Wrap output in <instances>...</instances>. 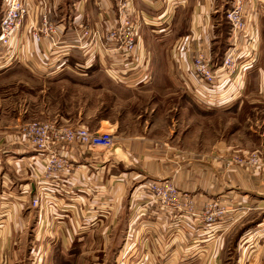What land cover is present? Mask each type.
<instances>
[{
    "label": "crops",
    "instance_id": "0c3cea01",
    "mask_svg": "<svg viewBox=\"0 0 264 264\" xmlns=\"http://www.w3.org/2000/svg\"><path fill=\"white\" fill-rule=\"evenodd\" d=\"M119 1L24 0L29 16L10 44L0 47V77L24 68L39 77L93 86L96 113L106 105L107 112L121 113L97 116L90 125L86 120L94 118L93 112L82 109L80 125L109 132L111 145L54 146L68 167L52 177L45 175L48 152L25 145L18 125L3 127L0 256H10L25 237L31 243L48 242L54 264H74L73 259L83 257L92 258V264H106V257L113 258L112 264H224L220 253L226 233L246 211L264 209V186L250 188L249 174L222 172L213 155L199 152L201 123L243 103L252 82L255 93L264 97V0H246L247 34L254 35L253 41L247 34L238 40L245 67L232 77L221 74L206 99L196 91L192 62L199 51L216 60L220 18L231 1L127 0L138 30L135 52L123 56L104 38L101 45L85 40L86 47H81L84 29L104 36L117 24ZM3 10L0 0V18ZM43 14L57 34L53 41L35 42L30 27L39 24ZM140 97L153 100L148 115L142 114L135 126L130 123L140 115L125 111L124 103L135 107ZM176 145H191L192 150L177 153ZM255 173L264 180V171ZM164 180L191 196L193 214L165 210L153 201L148 185ZM34 198L39 199L37 205H32ZM216 201L227 213L216 225H208L199 215L206 203ZM234 208L240 214L236 220ZM255 226L242 231L236 264H264V217Z\"/></svg>",
    "mask_w": 264,
    "mask_h": 264
},
{
    "label": "rangeland",
    "instance_id": "374dc122",
    "mask_svg": "<svg viewBox=\"0 0 264 264\" xmlns=\"http://www.w3.org/2000/svg\"><path fill=\"white\" fill-rule=\"evenodd\" d=\"M221 2V5H224V1ZM227 23L226 17L220 18L218 37L222 36L221 32L225 36L221 51L229 48L226 36L229 25ZM77 58L80 57L77 56ZM254 84L252 82L249 85L248 96L245 101L243 103L237 102L235 104L237 107L232 111L217 114L214 121H212L213 119L202 121V141L199 152L213 155L222 172H231L232 170L246 172L250 175L248 178L250 188L257 189L259 186H264V183H259V179L264 181L261 177L255 178V172L261 173L264 171V97L255 93L256 87ZM90 88L94 90L90 91ZM95 89L93 86H81L80 83L72 82L66 78L39 77L24 68H18L6 76L0 77V132L7 130L3 127L18 125L16 131L20 133L24 124L34 121L50 122L66 127L82 126L80 125L82 122L79 116L84 110L93 112L91 114L94 118L86 120L90 125H95V117L97 116L120 117L121 113L107 112L109 108L107 105L100 108L102 112H95L97 101ZM91 94L92 96H90ZM150 100L153 99L140 97L137 99L136 106L131 108L128 107V103H124L125 111L140 115L139 119L132 121L130 124H136L135 126H137L141 123L142 114L148 115L146 112L151 105ZM90 112H87L88 115H90ZM174 149L175 152L180 153L189 149L192 150V146L176 145ZM253 154L259 159L258 163L247 164L233 161L232 164H228L229 159H244ZM239 180L240 178H238ZM216 203L219 207L225 209L219 205V202L216 201ZM233 212V219L236 220L240 214L235 208ZM263 217L264 209L249 210L230 227L225 236L224 248L220 253L221 261L224 264H236V259L241 253L239 237L242 231H246L248 228L255 229L257 227L255 226L256 223ZM118 230V238H120L125 231V223L121 224ZM24 238L19 240L15 252H10V256H0V264H54V257L47 251V248H51L48 242L35 241L31 243ZM122 243L124 242L121 241V245ZM117 244L118 242L115 240L113 246L117 247ZM40 247L43 248V252L37 253L36 251ZM96 247L97 245L94 246V248ZM104 259L106 264L113 263L111 257ZM75 260L73 259L74 264H92V258L90 257Z\"/></svg>",
    "mask_w": 264,
    "mask_h": 264
},
{
    "label": "built area",
    "instance_id": "2783aa9c",
    "mask_svg": "<svg viewBox=\"0 0 264 264\" xmlns=\"http://www.w3.org/2000/svg\"><path fill=\"white\" fill-rule=\"evenodd\" d=\"M4 10L0 19V47L10 44L12 38L18 33L29 16V9L24 0H2ZM246 0H232L230 7L225 11V17L229 23L230 46L225 51L220 64H214L210 55L204 51H199L193 59L192 69L197 79L196 91L201 99H206L208 92L214 90L221 74L232 77L238 74L246 63L241 57L238 47V40L241 34L246 35L248 31L247 21L244 15ZM117 24L102 36L98 31L84 29L81 37L84 43L81 47H86L89 43H103V38L107 42L114 44L116 51L123 56H130L137 47L138 30L130 17V6L127 0H120L117 6ZM30 33L35 42H40L43 38L53 37L57 34L56 28L50 23L46 14L41 16L39 24L30 27ZM254 34L248 35L252 37ZM253 41V37L251 38ZM21 141L37 152H48L44 161L46 177H52L63 172L68 167L67 158L59 151L54 150V146L62 147L66 144L78 142L80 144L93 146L100 145L109 147L111 145V134L106 131H91L84 126L66 127L50 122H28L24 124L20 132ZM236 163L255 164L259 159L255 154L242 158L229 159V165ZM153 201L165 210L178 211L185 210L186 213L193 214V201L190 195L180 192L172 182L168 180L154 181L148 185ZM39 199L32 200L33 205H37ZM226 213V210L219 207L216 202L206 203L200 218L208 225H216Z\"/></svg>",
    "mask_w": 264,
    "mask_h": 264
},
{
    "label": "trees",
    "instance_id": "16d2710c",
    "mask_svg": "<svg viewBox=\"0 0 264 264\" xmlns=\"http://www.w3.org/2000/svg\"><path fill=\"white\" fill-rule=\"evenodd\" d=\"M0 19H1V18H0ZM227 25H228V23H227ZM228 32H229V25H228V27H227L226 36H227ZM221 33H222V36L217 37V39L215 40V45H214V51H215V56H216V60H214V61H216L217 64L220 63L221 60H222V58H221V60H219L220 55H221L223 52H225L224 49L221 51V49L223 48V45H224V41H225V39H224L225 36L223 35V32H221ZM217 35H218V34H217ZM223 55H224V53H223ZM222 57H223V56H222ZM214 61H213V62H214Z\"/></svg>",
    "mask_w": 264,
    "mask_h": 264
}]
</instances>
